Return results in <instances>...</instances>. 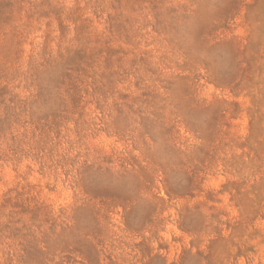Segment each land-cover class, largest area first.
Masks as SVG:
<instances>
[{
  "label": "rangeland",
  "instance_id": "1",
  "mask_svg": "<svg viewBox=\"0 0 264 264\" xmlns=\"http://www.w3.org/2000/svg\"><path fill=\"white\" fill-rule=\"evenodd\" d=\"M0 264H264V0H0Z\"/></svg>",
  "mask_w": 264,
  "mask_h": 264
}]
</instances>
